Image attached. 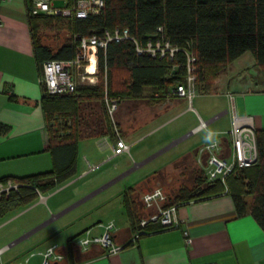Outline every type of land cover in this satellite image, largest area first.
<instances>
[{
  "label": "trees",
  "instance_id": "16d2710c",
  "mask_svg": "<svg viewBox=\"0 0 264 264\" xmlns=\"http://www.w3.org/2000/svg\"><path fill=\"white\" fill-rule=\"evenodd\" d=\"M25 1L33 56L40 75L44 60L74 57L79 36H102L105 30L112 32L115 28H127L141 46L148 38L162 35L176 50L172 56L150 55L146 51L137 52L135 42L129 38L111 39L104 49H97L96 83L77 84L71 93L50 94L40 82L47 132L45 148L51 153L52 166L33 174L0 177V182L18 183L17 190L0 196V213L27 204L41 190H49L71 178L75 173L79 137L107 133L113 141L117 138L118 124L108 114L105 96L117 104L127 98L145 96L143 92L150 90L151 100H164L176 96V85L186 83L188 73L193 76V83L201 86L200 90L208 92L220 71L246 50L252 52L264 76V0H104L99 12L84 17L31 13L32 0ZM74 2L65 0V5L71 6ZM59 21L67 32L64 40L58 45L43 42L40 28ZM83 101H96L100 105L101 118L93 124L82 119L80 103ZM55 114L60 119L52 123ZM9 129L7 123L0 121V134H6ZM255 140L257 157L252 163L233 169L224 182L207 179L203 169L197 168L191 186L180 187L172 196L165 193L164 205H179L226 190L237 214H251L264 230V128H255ZM222 141L227 143L226 139ZM123 203L131 231L139 228L142 234L148 224L134 225L144 212L135 187L124 190ZM72 236L68 237L65 247L70 260L74 250Z\"/></svg>",
  "mask_w": 264,
  "mask_h": 264
},
{
  "label": "crops",
  "instance_id": "0c3cea01",
  "mask_svg": "<svg viewBox=\"0 0 264 264\" xmlns=\"http://www.w3.org/2000/svg\"><path fill=\"white\" fill-rule=\"evenodd\" d=\"M62 3L65 5V0H62ZM243 53L220 71L214 80L212 90L215 89L220 74H225L224 72L232 68L236 70L229 72L230 74L241 72L244 68L240 59ZM251 62V66H254L255 60ZM40 76L33 56L26 1L0 0V121L10 126L6 134H0V177L33 174L48 170L52 166L51 153L45 148L47 132L40 102ZM231 79L232 76L228 78V83ZM237 87L239 88L236 89L235 94L231 92L233 100L232 107L229 105V116L231 117L232 111L239 115H251L254 127L264 128L262 72L257 70L255 75L240 79ZM122 101L124 103L120 108H127L136 102L134 99ZM216 109L206 111L205 114L210 115ZM163 110L165 109L150 117L156 116ZM225 111L227 109L215 115H221ZM80 113L83 121L89 124L101 118L100 105L96 101L81 102ZM196 114L194 117L197 123L190 131L198 125L199 117L203 118L198 112ZM213 117L206 119L207 123ZM148 119L149 117L139 120L128 131ZM229 128L217 131V137L225 136L224 139L228 140L226 131ZM149 178H146L142 185L148 182ZM41 199L47 203L44 197ZM68 200L64 199L47 206L46 209L52 211L50 216L47 210L46 212L35 210L7 221L1 220L0 264L22 262L30 252L34 254L29 262L39 263L45 249L30 250L22 255L21 250L16 247L38 228L62 213L66 207L61 209L60 207L68 203ZM177 214L183 220L178 227L161 228L158 223H149L137 239H133L129 225L120 224L114 218L113 239L120 246L115 252H107L98 244L81 248L73 241L74 250L71 260L66 257L65 247L68 237L76 231L83 232L85 229H89L94 235L101 234L105 223H102L100 218L90 220L79 230L64 234L47 246L56 244L64 252L61 264H181L187 261L192 264L207 262L264 264V230L251 214H237L233 200L226 190L206 198L183 202L178 205ZM13 222L15 223L12 224ZM184 227L191 237L189 244L183 239L181 228Z\"/></svg>",
  "mask_w": 264,
  "mask_h": 264
},
{
  "label": "rangeland",
  "instance_id": "374dc122",
  "mask_svg": "<svg viewBox=\"0 0 264 264\" xmlns=\"http://www.w3.org/2000/svg\"><path fill=\"white\" fill-rule=\"evenodd\" d=\"M52 2L57 6L63 5L62 1ZM39 31L42 41L51 45H58L67 36L62 21L52 26H42ZM240 59L246 68H242L239 73L230 74L229 72L236 70L232 68L224 72L225 74H220L214 90L205 92L199 89L200 85L191 83L190 97L168 96L164 100H151L148 95L152 93L145 90V96L134 99V105L127 108H120L124 102L119 101L112 110V118L118 124L117 138L114 141L107 133L79 137L76 143L75 173L71 178L49 190H41L37 197L27 204L0 213V221H7L35 210H47L50 216L52 211L46 209L47 206L69 199L68 203L60 207H66L62 213L18 244L16 248L21 250L22 255L30 250L46 249L47 244L64 234L79 230L94 218H100L102 223H114L115 218L120 224L130 225L123 203V193L127 187H135L139 199L144 190L154 186H160L167 195L172 196L180 187L191 186L195 169L201 168L206 173L207 166L202 163L204 160H197L198 146L217 138V131L230 127L228 92L235 94L240 79L255 75L257 70L261 73L256 63L251 66L254 57L250 50L244 51ZM231 76L232 79L228 83L227 80ZM76 78L78 86L94 84L98 74L92 81L82 78L79 74ZM213 108H217L216 111L210 115L205 114ZM161 109L165 110L150 117ZM223 109L227 111L216 115L206 127L190 131L197 123L194 117L197 112L206 120ZM147 117L148 120L128 131L139 120ZM56 119H60V115L55 114L52 123L56 122ZM123 144L127 145L126 149ZM148 177V182L142 185ZM41 197H44L47 203ZM57 230L58 233H54ZM81 234L82 232L76 231L72 236L73 241L78 242Z\"/></svg>",
  "mask_w": 264,
  "mask_h": 264
},
{
  "label": "built area",
  "instance_id": "2783aa9c",
  "mask_svg": "<svg viewBox=\"0 0 264 264\" xmlns=\"http://www.w3.org/2000/svg\"><path fill=\"white\" fill-rule=\"evenodd\" d=\"M104 0H75L73 5L57 6L52 0H32L30 4L31 13L46 14H62L65 16L75 15L84 17L88 13L99 12ZM160 29V28H159ZM129 38L135 42L137 52L146 51L150 55H169L172 56L176 47L172 46L168 39L162 35H156L154 38H148L143 46L139 45L135 38L130 35L127 28H115L112 32L105 30L102 36L92 34L91 36H79L78 49L74 57L71 59H55L50 58L42 62V70L40 82L44 91L50 94H63L74 92L77 86V74L82 78L90 81L94 79L97 73V49L105 48L107 41L113 39L120 41ZM190 67L188 66V69ZM191 83L193 84V76L188 73L186 83L177 84L174 93L178 97H190L192 94ZM229 103L232 107L233 95L228 92ZM108 114L112 118V110L116 106L114 100H110L105 96ZM216 115L213 117L215 118ZM207 121L199 117V122L192 130L204 128ZM115 133L118 131L115 129ZM228 136L227 143L222 140L223 137H217L211 141L201 144L197 148L198 158L202 159L207 166L206 177L209 180L220 179L224 182L225 176L237 167H244L252 163L257 157L255 127L252 116L248 114L239 115L234 111L231 112V125L226 131ZM123 148H127L123 144ZM18 183L7 180L0 182V196L17 190ZM140 200L143 208V215L136 221L135 226L144 227L149 223H158L161 228L178 227L183 220L177 214L178 204L164 205L166 194L160 186H154L146 189L141 193ZM136 227V228H137ZM113 222L109 221L104 224V230L101 234L94 235L85 229L76 245L86 248L91 244H98L107 252H115L120 246L113 239L112 234ZM140 229L137 228L133 232V239H137L140 235ZM185 243L191 242L186 227L181 228ZM33 252L28 253L22 262L16 264H61L64 259V252L59 249L56 244H51L42 252V258L39 263H30V257ZM181 264H192L184 262ZM202 264H213L211 262Z\"/></svg>",
  "mask_w": 264,
  "mask_h": 264
},
{
  "label": "clouds",
  "instance_id": "9594fccd",
  "mask_svg": "<svg viewBox=\"0 0 264 264\" xmlns=\"http://www.w3.org/2000/svg\"><path fill=\"white\" fill-rule=\"evenodd\" d=\"M211 134H209V137H210Z\"/></svg>",
  "mask_w": 264,
  "mask_h": 264
}]
</instances>
